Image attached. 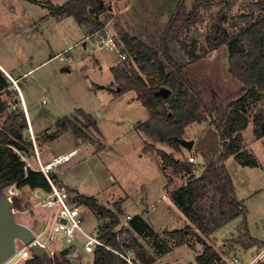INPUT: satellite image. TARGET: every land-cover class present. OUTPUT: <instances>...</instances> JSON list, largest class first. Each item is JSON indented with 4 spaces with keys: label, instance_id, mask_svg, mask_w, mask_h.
Segmentation results:
<instances>
[{
    "label": "rangeland",
    "instance_id": "obj_1",
    "mask_svg": "<svg viewBox=\"0 0 264 264\" xmlns=\"http://www.w3.org/2000/svg\"><path fill=\"white\" fill-rule=\"evenodd\" d=\"M55 1L64 3L67 0ZM197 1L186 0L187 10L190 11ZM124 2L125 6H123ZM135 2L136 0H105V3L111 7L106 15L112 16L109 19V26L108 24L105 26L106 31L117 33L118 39L122 38L124 32L132 35L140 26L144 28V21L150 17V14L157 22L167 24L181 0H149L154 8H140L139 3L137 8H134ZM258 2L264 3V0L200 1L197 21L182 33L181 39L189 48H193L196 44V52L202 54L203 62L194 63L201 76L205 77L204 73L209 71V74L213 73L218 78L220 76L229 90L236 89L234 87L237 81L229 70V49L225 45L216 48V28L221 24L227 27L231 35L239 33L250 23L264 16V9L258 5ZM39 6L25 0H0V62L8 73L13 74L22 75L33 68L22 84L23 97L25 93L31 97H33L32 92L35 94V100L28 108L32 123L41 119L38 125L43 127L41 130L48 127L57 130V121L61 117L72 116L76 109H83L98 121L108 146L104 153H100L97 147L87 140L79 143L77 136L69 129L47 143V149L42 152L40 158L44 160L52 153L77 149L79 154L68 163L59 165L58 171L62 170V177L74 179L78 185H81L86 195L100 193L99 196L103 198L100 197L99 202L106 208L116 210L115 204L120 202L119 198L128 196L127 202L123 205L126 212L129 211L133 215L145 214L149 222L157 228H176L174 221L176 218L180 220L181 215L165 195L163 188L168 181L167 174L170 171L164 170L157 151L165 150L173 153L177 158L195 156L198 161L196 174H201L206 163L202 155L196 151V145L209 130V121L188 127L189 132L185 134V139L194 140L195 146L192 152H188L190 149L185 147L187 151L182 149V152H179L165 143H155L157 148L155 151H146L145 134L137 127L139 122L150 118V110L140 100L133 99L135 93L115 98L111 89L117 86V83H112L115 76L111 65L117 61L120 65L140 71L139 64L129 53L124 62L117 52L99 49L91 37L85 39L84 24H80L75 17L53 19L48 15L47 10ZM65 48L67 49L64 52ZM61 51L64 54L61 53L47 60L51 54H58ZM172 53L177 59L188 60L186 52L177 42L173 44ZM69 55L71 57L69 61L62 59ZM206 63L209 65L207 66ZM143 76L147 80L155 78L147 76L146 73H143ZM3 97L6 98L5 94ZM252 102L250 106L254 108L253 113L264 111V91L260 92V98L255 104ZM6 117L5 115L0 118V127L3 126ZM254 127L251 122L243 130L242 145L244 149L257 156L260 164L243 165L234 156L225 160V165L233 179L236 196L243 201L246 208V228L240 225V222L243 221L244 224L245 220L244 216H240L210 235L211 241L221 255L228 259L234 255L242 264L251 261L253 256L264 247V243L259 245L260 247L255 246L259 243L258 240L264 241V136L257 138ZM33 131L39 133L36 128ZM37 144L41 145L39 138ZM29 159L39 164L35 155H31ZM171 177L173 187L186 181L181 175L172 174ZM29 189L28 187L23 189L22 202L19 204L22 212L16 214V219L38 232L46 224L48 210L35 204L36 200ZM152 206H156L155 209H152ZM82 209L85 232L98 229L102 227L103 222L109 221L108 217L101 220L98 213L84 204ZM119 229L121 232L127 231L122 235L129 242L134 234L125 223V214L120 215V223L113 228L115 235ZM248 231L258 240L250 237ZM162 234L164 235L163 231ZM61 236L59 232L55 234V243L63 244ZM85 239L86 235L83 232H77L75 244L84 256L86 255L83 253ZM189 239L196 248L183 242L175 246L172 251L170 249L174 241L164 236L160 238L161 241L154 236L149 237L151 244L156 248L148 244L147 240L139 239L138 242L141 244L139 249L143 256L141 260L138 256L137 258L144 264H197V254L204 245L194 233ZM91 257L93 254L88 259H71L77 264L80 262L91 264ZM14 261L11 260L9 264H13ZM260 264H264V258Z\"/></svg>",
    "mask_w": 264,
    "mask_h": 264
},
{
    "label": "trees",
    "instance_id": "obj_2",
    "mask_svg": "<svg viewBox=\"0 0 264 264\" xmlns=\"http://www.w3.org/2000/svg\"><path fill=\"white\" fill-rule=\"evenodd\" d=\"M200 1L195 2L188 11L186 0H181L167 24L157 22L150 14L144 21V28L140 26L132 35L124 32L121 38L123 50L139 64L140 71L123 65L113 67L117 86L111 89L118 96L132 89L137 90L151 114L148 120L138 124V128L155 142L165 143L179 152L183 149L186 127L194 122L209 121V130L196 145V151L206 163L201 174L193 171L196 165L188 158H177L162 149H158L157 154L161 157L164 170L186 178L185 183L172 187L170 195L189 218L190 224L166 234L173 238L196 234L204 245V251L197 255L196 261L198 264H216L221 257L210 235L233 219L246 217V208L236 196L225 160L234 156L243 165H259L258 158L244 149L242 131L252 122L257 138L264 136V111L253 113L254 108L250 106L252 101L255 104L259 100L260 92L264 91V16L234 35L224 25L216 28V48L228 47L229 70L237 81L236 89L229 90L220 76L209 74V71L204 73L205 77L200 75L194 63L203 62L202 54L196 52V44L189 48L181 39L182 33L196 23ZM258 5L264 9L263 2H258ZM48 7L50 15H72L80 24L91 25V32L103 30L112 17L111 14L106 15L111 7L105 0H68L59 5L49 3ZM176 42L186 52L187 61L174 57L172 49ZM142 72L155 78L147 80ZM5 86L6 78L0 70V107L4 106L1 93ZM162 87L170 88V93L159 95ZM24 125L25 115L12 113L0 127V191L12 183H17L19 188L50 189L46 175L32 168L25 169L24 162L12 148L13 145L27 149L28 143L22 135ZM57 125L60 131L71 129L78 138L94 143L98 151L107 145L96 119L83 109H76L72 116L59 119ZM144 149L155 151L157 148L153 143L145 142ZM170 175H167V187L172 182ZM75 199L100 216L109 218L102 225L101 238L105 245H100L93 253L94 264H131L118 252L122 251L124 245L131 247L139 258L143 256L135 235L128 242L117 239L113 231L120 223L123 212L121 202H117L116 210H113L103 206L93 196L79 194ZM21 202L20 198L15 199V205L19 206ZM130 224L134 231L148 240L155 235L139 215L134 216ZM27 264L77 263L58 254L54 260L33 256Z\"/></svg>",
    "mask_w": 264,
    "mask_h": 264
},
{
    "label": "built area",
    "instance_id": "obj_3",
    "mask_svg": "<svg viewBox=\"0 0 264 264\" xmlns=\"http://www.w3.org/2000/svg\"><path fill=\"white\" fill-rule=\"evenodd\" d=\"M97 43L99 48L117 52L122 61H126L128 58V52L123 50L124 44L121 39H118L116 34H113L109 31L103 30L95 31L90 35ZM6 78V86L2 90L1 99L4 104L3 107H0V118L8 117L12 113H25L28 115L27 104L23 97L22 84L26 74H13V73H4ZM6 96L4 98L3 96ZM6 117V118H7ZM23 140L28 143L27 149L18 148L12 145L15 153L19 158L24 162V168H32L34 170L40 171L46 175L50 183V189H45L43 187H37L34 189H29L33 198L36 200L35 204L40 205L43 208L48 210L47 221L45 226L40 229L38 232H35L36 240L40 242L45 250L46 254L52 260L55 259L58 253L61 254V251L69 247L70 251L66 255L70 260L71 258H79L81 253L75 244V238L77 232H83L86 235L84 242V251L86 253L93 254L95 250L100 245H105L103 239L101 238L102 231L97 229L91 232H85L83 228L84 224V215H83V204L75 199V193L72 192L65 183H63L58 178V166L64 162L70 160L75 154L76 150L68 152L66 154L58 155L52 158L50 161L42 163L40 160V155L44 151L43 148H40L37 145L38 138L40 135L33 132L31 126L25 124L22 127ZM30 155H35L39 166L33 160H30ZM189 161L193 164H198V161L195 156L191 155L188 157ZM193 171L197 173V167L193 168ZM3 191L6 196H8L13 202L14 206L12 208L14 214L22 212V209L15 205V199H22L23 189L19 188L17 183H12L5 187ZM30 209V208H29ZM28 210V209H27ZM25 210V211H27ZM132 215H127V220H130ZM61 233V244L55 243V234ZM121 232V229L117 230L116 237L119 240H123L124 236L122 234L126 233ZM74 246V247H73ZM121 256H123L131 264H141L140 260L137 258L135 251L128 245H124L122 251H118ZM36 256L31 249V244H26L23 240L18 239L16 253L11 258L15 260L13 264H27V261ZM220 260L216 264H242L241 260L232 255L230 259L226 256L220 254ZM264 258V247L249 261L247 264H260Z\"/></svg>",
    "mask_w": 264,
    "mask_h": 264
},
{
    "label": "crops",
    "instance_id": "obj_4",
    "mask_svg": "<svg viewBox=\"0 0 264 264\" xmlns=\"http://www.w3.org/2000/svg\"><path fill=\"white\" fill-rule=\"evenodd\" d=\"M25 1H28V2H30V3H32V4H39L40 6L39 7H42L43 8V10L45 9V10H47L48 11V15L49 16H51V18H58V19H65V18H67V17H70V16H72V15H69V16H67V15H65V16H53V15H50V8L48 7V4L49 3H52V4H55V5H59V4H62V2H57V1H52V0H25ZM68 1V0H67ZM116 1H118V0H116ZM136 4H134V8H137V6H138V3H139V6H140V8H154L153 7V5H150V3H149V0H136V2H135ZM123 6H125V2H124V4H123ZM127 6V5H126ZM112 8H116V7H112ZM47 15V14H46ZM74 17V16H73ZM46 18V17H45ZM109 23V20L107 21V23L106 24H108ZM110 24V23H109ZM109 24H108V26H109ZM84 28H85V31H86V37H85V39H88V38H90V35L92 34V33H94V32H91V25H89V24H84ZM108 28V27H107ZM116 33V32H115ZM116 35H117V33H116ZM92 38V37H91ZM121 39V38H120ZM121 41H122V39H121ZM67 48H65L63 51L65 52V50H66ZM99 49H102V48H99ZM63 51H61V52H59L58 54H54V55H52L51 54V57L50 58H48L47 60H49V59H51V58H53V57H55V56H57V55H59V54H61V53H63ZM64 54V53H63ZM61 56V55H60ZM62 57V56H61ZM228 57H229V52H228ZM70 55L69 56H67V57H64V58H62L63 60H65V61H69L70 60ZM46 60V61H47ZM44 62V61H43ZM208 64V63H207ZM120 66V64L116 61L115 62V64L114 65H111V69H112V71H113V67H116V66ZM209 65V64H208ZM38 66V65H37ZM0 70H2L4 73H8L7 72V70H6V68L5 67H3V65L1 64V62H0ZM33 70V68H31V69H29L28 71H25L23 74H26V76L28 75L29 76V72H31ZM25 76V77H26ZM114 76V75H113ZM114 82V84L115 83H117V81L114 79V81H112V83ZM114 84L112 85V86H114ZM113 93V95H115V98L116 97H124V96H126V95H129L130 93H135L134 95V98L133 99H138V100H140L142 103H143V101L139 98V93H138V91L137 90H135V89H132V90H130V91H128V92H126V93H124V94H122V95H117L114 91L112 92ZM32 96L33 97H31L30 95H28V94H26L25 93V96H24V98H25V101H26V104H27V110H28V108H29V106H31V104H32V101H34L35 99H34V97H35V94H34V92H32ZM144 104V103H143ZM23 114H25L24 112H23ZM65 117V116H64ZM27 118H28V124L31 126V128H32V130H34L35 128L38 130L37 132H39L40 134L42 133V135H40V137H39V141H40V143H41V145H39V147L40 148H43L44 149V151L43 152H45L46 151V145H47V143H49L51 140H53L54 138H56V136L58 135V134H60V133H62V132H64V131H67V130H69V129H63V130H61V132H60V129H59V127H58V129L57 130H53L52 128H50V127H48V128H45V129H43V130H41L43 127H38V125L41 123V119L40 120H35L33 123L31 122V120H30V117H29V110H28V115H27V117H26V115H25V124H27ZM61 118H63V117H61ZM60 118V119H61ZM97 123H98V121H97ZM140 123V122H139ZM138 123V124H139ZM195 123H200V122H194V123H192V124H195ZM192 124H190V125H188L187 127H186V133L187 132H189V129H188V127L189 126H191ZM34 128V129H33ZM138 128V127H137ZM139 129V128H138ZM140 130V129H139ZM34 132V131H33ZM141 132H143V131H141ZM38 133V134H39ZM144 133V132H143ZM145 134V133H144ZM242 134H243V131H242ZM104 135V134H103ZM145 137H146V139L144 140V142H151V143H153V144H155V143H161V142H155L154 140H152V139H150L146 134H145ZM256 137V136H255ZM77 140H78V142L79 143H82V140H84L83 138H78L77 137ZM92 144H94V143H92ZM38 145V144H37ZM95 145V144H94ZM194 146H195V143H194ZM193 146V147H194ZM95 147H96V145H95ZM107 145L104 147V149L103 150H101V151H98V152H103L104 153V151H106L107 150ZM170 147V146H169ZM172 148V147H171ZM186 148V147H185ZM184 148V146H183V150L185 149ZM173 149V148H172ZM73 150H76V152H75V154L72 156V158L76 155V154H79V152H78V150L77 149H73ZM72 150V151H73ZM186 150V149H185ZM184 150V151H185ZM187 151V150H186ZM192 151H194L193 149L191 150L190 149V151H188V152H192ZM71 152V151H70ZM66 153H68V152H59V153H52L48 158H44V160L42 159V157L40 158V160H41V162L43 163V162H45V159H46V162L47 161H50L52 158H54V157H56V156H58V155H61V154H66ZM42 154V153H41ZM31 156V155H30ZM257 157V156H256ZM51 158V159H50ZM71 158V159H72ZM48 159V160H47ZM70 159V160H71ZM70 160H68V161H66V162H64V163H68ZM63 163V164H64ZM260 164V163H259ZM38 166L40 165V164H37ZM62 165V164H61ZM58 168H59V166H58ZM165 171H167V170H165ZM168 172V171H167ZM58 173V178H59V180H61L63 183H65L66 184V186L69 188V189H71V190H75V193H77L78 195L79 194H82V195H86V192L84 191V189H81V185H78V183H76V181L74 180V179H71V178H69V177H62V170H60V171H58L57 172ZM171 174V172L169 173L168 172V174L167 175H170ZM170 176H172V174L170 175ZM171 179H172V177H171ZM68 180V181H67ZM173 183V181L171 182V184ZM167 184H168V181L166 182V184L164 185V191H165V195H166V197H167V199H170L171 200V205H173V207H175L174 209H177V211H178V213H180V220H178V218H176V220L174 221V223L177 225V227L176 228H174V229H170V228H168V227H160V228H157V227H155V226H153L150 222H149V220L145 217V214H143L142 213V215H139V216H141V217H143V219L150 225V227L154 230V232H155V235L154 236H156V238H158V240H160V238L161 237H166V238H169V239H172L174 242L172 243V248L170 249V251H172L173 250V248L175 247V246H177V245H180V244H182L183 242H187L188 244H189V246H191V247H193V248H196V245H194V243L192 242V240H190L189 239V237H190V235H187V234H185V236L184 237H180V238H173L172 236H170V235H167L166 234V232H171V231H174V230H180V229H184L185 227H187L189 224H190V220H189V218L182 212V210L174 203V201L172 200V198H171V195H170V190H171V188L173 187L172 185H169L168 187H167ZM25 188H27V187H24V188H22V189H25ZM29 188V187H28ZM88 195V194H87ZM100 195V193H98V194H89L88 196H93V197H96L97 199H98V201H99V198L101 197V196H99ZM101 198H103V197H101ZM120 199V202H121V205H122V208H123V205L125 204V202H127V200H128V196H125V197H123L122 198V196L119 198ZM155 207L156 206H152V209H155ZM124 212V213H123ZM123 212L121 213L122 215H124L125 214V223L127 224V225H129V230L130 231H132V233L137 237V239L139 240V239H144V240H147L148 241V244H150L151 246H153V247H155L154 245H152L151 244V241L150 240H148V238H146V237H144L143 235H141V234H139L138 232H136V231H134L133 229H132V226H131V224H130V220L134 217V216H137V215H133L131 212H126L124 209H123ZM120 214V215H121ZM128 214H130V215H132V218L130 219V220H127L126 218H127V215ZM240 217V216H239ZM239 217H237V218H239ZM242 217V216H241ZM237 218H235V219H237ZM100 219L101 220H104V219H106V218H104V217H102V216H100ZM235 219H233L232 221H234ZM106 221V220H105ZM232 221H230L229 223H231ZM101 223H102V221H101ZM103 223H105V222H103ZM102 223V224H103ZM229 223H227L226 225H224L223 227H225V226H227ZM241 223V224H240ZM239 224L240 225H244V224H242L243 223V221H241ZM99 225V224H98ZM239 225V226H240ZM238 226V227H239ZM245 226V225H244ZM85 226H84V224H83V228H84ZM223 227H221V228H223ZM246 228V227H245ZM98 229L99 230H101L102 231V227H98ZM95 230H97V229H95ZM247 230V229H246ZM162 231H163V233H164V235L162 234ZM216 232V231H215ZM248 233L250 234V232L248 231ZM250 237H254V236H252L251 234H250ZM255 238V237H254ZM256 240H258L257 238H255ZM150 241V242H149ZM161 241V240H160ZM258 244H256L255 246H259V245H261L262 243H264V241H260V240H258ZM139 245H141L140 243H139ZM260 247V246H259ZM156 248V247H155ZM204 251V248L203 249H201V251L199 252V254L200 253H202ZM84 254H86L85 256H90V255H92V254H90V253H86V252H83ZM198 255V254H197ZM83 254L79 257V259H81V258H86ZM159 256V255H158ZM88 257L86 258V259H88ZM90 260L92 261V263L91 264H94L93 263V257H91L90 258ZM140 260H141V258H140ZM197 262V261H196ZM81 263V262H80ZM143 262H141V264H142ZM144 264V263H143ZM197 264H198V262H197Z\"/></svg>",
    "mask_w": 264,
    "mask_h": 264
},
{
    "label": "water",
    "instance_id": "obj_5",
    "mask_svg": "<svg viewBox=\"0 0 264 264\" xmlns=\"http://www.w3.org/2000/svg\"><path fill=\"white\" fill-rule=\"evenodd\" d=\"M170 91V88L162 87L158 94L167 95ZM182 143L187 149H192L194 146V140L183 139ZM76 195L77 193H75ZM13 206L14 202L3 191H0V264H4L14 256L18 239L23 240L26 244H31V249L36 256L46 257V250L36 240L34 230L16 219V214L12 210ZM69 251L70 248L66 247L61 251V254L66 256Z\"/></svg>",
    "mask_w": 264,
    "mask_h": 264
},
{
    "label": "bare ground",
    "instance_id": "obj_6",
    "mask_svg": "<svg viewBox=\"0 0 264 264\" xmlns=\"http://www.w3.org/2000/svg\"><path fill=\"white\" fill-rule=\"evenodd\" d=\"M10 261H11V259H9L8 261H6L4 264H9Z\"/></svg>",
    "mask_w": 264,
    "mask_h": 264
}]
</instances>
